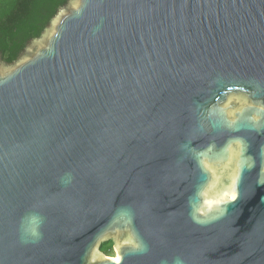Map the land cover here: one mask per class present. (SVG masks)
I'll return each mask as SVG.
<instances>
[{"label":"water","instance_id":"1","mask_svg":"<svg viewBox=\"0 0 264 264\" xmlns=\"http://www.w3.org/2000/svg\"><path fill=\"white\" fill-rule=\"evenodd\" d=\"M0 264H264V0H72L0 60Z\"/></svg>","mask_w":264,"mask_h":264},{"label":"trees","instance_id":"2","mask_svg":"<svg viewBox=\"0 0 264 264\" xmlns=\"http://www.w3.org/2000/svg\"><path fill=\"white\" fill-rule=\"evenodd\" d=\"M72 0H0V60L6 66L18 62L29 43L42 37L57 13ZM111 242L101 246L110 258ZM115 259V258H114Z\"/></svg>","mask_w":264,"mask_h":264},{"label":"rangeland","instance_id":"3","mask_svg":"<svg viewBox=\"0 0 264 264\" xmlns=\"http://www.w3.org/2000/svg\"><path fill=\"white\" fill-rule=\"evenodd\" d=\"M112 255H113L114 258H116V255H115V253H114V250L112 251ZM116 259H117V258H116Z\"/></svg>","mask_w":264,"mask_h":264},{"label":"bare ground","instance_id":"4","mask_svg":"<svg viewBox=\"0 0 264 264\" xmlns=\"http://www.w3.org/2000/svg\"><path fill=\"white\" fill-rule=\"evenodd\" d=\"M116 258H117V257H116ZM116 258H115V261L117 262V261H118V258H117V259H116Z\"/></svg>","mask_w":264,"mask_h":264}]
</instances>
